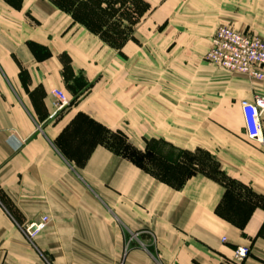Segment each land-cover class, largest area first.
<instances>
[{
	"label": "crops",
	"instance_id": "0c3cea01",
	"mask_svg": "<svg viewBox=\"0 0 264 264\" xmlns=\"http://www.w3.org/2000/svg\"><path fill=\"white\" fill-rule=\"evenodd\" d=\"M143 1L117 50L50 0H0V264H237L240 246L264 264V203L149 170L151 140L203 149L264 199V131L248 141L241 108L264 81L206 61L221 25L264 39V0Z\"/></svg>",
	"mask_w": 264,
	"mask_h": 264
},
{
	"label": "built area",
	"instance_id": "2783aa9c",
	"mask_svg": "<svg viewBox=\"0 0 264 264\" xmlns=\"http://www.w3.org/2000/svg\"><path fill=\"white\" fill-rule=\"evenodd\" d=\"M206 61L223 71L262 82L264 81V39L254 33L240 32L230 25H221L212 37ZM53 94L56 97L55 115H57L70 106V100L62 91L55 90ZM241 108L248 141L263 143L264 96L256 95L251 101H242ZM47 224V219L30 223L23 229V233L27 239L33 241L45 230ZM250 254V247L240 246L235 250L234 262L243 264Z\"/></svg>",
	"mask_w": 264,
	"mask_h": 264
},
{
	"label": "trees",
	"instance_id": "16d2710c",
	"mask_svg": "<svg viewBox=\"0 0 264 264\" xmlns=\"http://www.w3.org/2000/svg\"><path fill=\"white\" fill-rule=\"evenodd\" d=\"M62 11L70 14L72 18L84 25L89 31L98 35L106 44L120 50L124 43L133 39V30L141 18L149 10V5L143 0H50ZM14 8H19L17 3L7 0ZM117 17L120 19H117ZM217 165V162L212 158ZM217 174L224 184H236L245 187L242 183L228 177L217 166ZM164 179V178H163ZM167 182L175 184L170 179ZM183 180H181L182 183ZM230 191L227 190L225 198ZM264 200V199H263ZM258 204V203H256ZM257 205H254V207Z\"/></svg>",
	"mask_w": 264,
	"mask_h": 264
},
{
	"label": "rangeland",
	"instance_id": "374dc122",
	"mask_svg": "<svg viewBox=\"0 0 264 264\" xmlns=\"http://www.w3.org/2000/svg\"><path fill=\"white\" fill-rule=\"evenodd\" d=\"M12 1L18 2V0ZM117 19L119 18L117 17ZM151 145L155 147V153L149 170L154 174L161 175L162 178L170 179L177 185H181V180H184L187 176L200 172L220 178L217 174V165L203 149L195 151L175 150L167 143L157 140H151ZM226 183L229 186V190L235 195L245 196L253 204L264 203V200L255 196L248 186L241 187L236 184Z\"/></svg>",
	"mask_w": 264,
	"mask_h": 264
}]
</instances>
